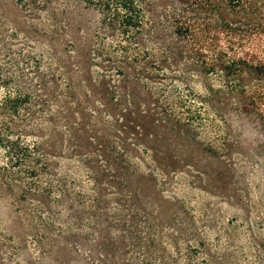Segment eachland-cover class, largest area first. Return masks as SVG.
<instances>
[{
    "label": "rangeland",
    "instance_id": "obj_1",
    "mask_svg": "<svg viewBox=\"0 0 264 264\" xmlns=\"http://www.w3.org/2000/svg\"><path fill=\"white\" fill-rule=\"evenodd\" d=\"M97 2L0 0V264H264V158L197 115L220 80L121 67ZM124 76L153 118L139 146Z\"/></svg>",
    "mask_w": 264,
    "mask_h": 264
},
{
    "label": "trees",
    "instance_id": "obj_2",
    "mask_svg": "<svg viewBox=\"0 0 264 264\" xmlns=\"http://www.w3.org/2000/svg\"><path fill=\"white\" fill-rule=\"evenodd\" d=\"M97 3L103 26L122 37L116 51L121 65H125L121 67L132 70L127 61L133 53L134 63L147 73L154 72V78L215 74L221 86L207 89L209 93L199 98L198 118L214 129L223 149L233 147L229 142L240 139L232 129L236 120L252 138L250 149L264 158V56L239 46L252 37L264 38V32H254L258 22L264 23V0ZM121 80L120 142L143 145L141 137L146 136L145 126L152 122V115L149 110L141 115L134 89L127 85L125 76Z\"/></svg>",
    "mask_w": 264,
    "mask_h": 264
}]
</instances>
